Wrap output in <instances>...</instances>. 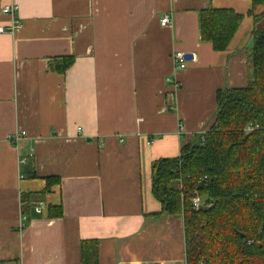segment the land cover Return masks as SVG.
I'll use <instances>...</instances> for the list:
<instances>
[{
  "label": "crops",
  "instance_id": "crops-1",
  "mask_svg": "<svg viewBox=\"0 0 264 264\" xmlns=\"http://www.w3.org/2000/svg\"><path fill=\"white\" fill-rule=\"evenodd\" d=\"M208 7L243 16L224 51L200 41ZM250 9L251 0H0V27L19 24L0 33V264H80L84 240L97 241V264H185L182 215H160L151 165L197 142L217 91L247 86ZM175 52L192 55L182 72ZM63 58L73 63L60 74L52 67ZM17 130L26 136L13 145ZM48 178L59 183L42 194ZM48 206L62 216L49 218Z\"/></svg>",
  "mask_w": 264,
  "mask_h": 264
},
{
  "label": "trees",
  "instance_id": "trees-1",
  "mask_svg": "<svg viewBox=\"0 0 264 264\" xmlns=\"http://www.w3.org/2000/svg\"><path fill=\"white\" fill-rule=\"evenodd\" d=\"M264 0H251L252 50L249 82L244 88L216 92L214 119L203 142L185 144L175 158L151 165V193L160 215H182L185 264H264V131L249 134L250 123L264 126ZM243 16L231 9L208 7L199 12V37L214 51H224ZM73 63L53 66L63 74ZM46 179V188L58 184ZM202 206L194 210L192 193ZM60 206H48L49 218H60ZM80 264H97L96 240L80 242Z\"/></svg>",
  "mask_w": 264,
  "mask_h": 264
},
{
  "label": "built area",
  "instance_id": "built-area-1",
  "mask_svg": "<svg viewBox=\"0 0 264 264\" xmlns=\"http://www.w3.org/2000/svg\"><path fill=\"white\" fill-rule=\"evenodd\" d=\"M17 6L16 5H9V6H4L2 9V14L8 15V16H13L15 12L17 11ZM160 23L162 26H170L171 25V17L169 15H163L160 19ZM17 27H19V24L17 22L12 23L9 28L5 27H0V33H6L9 32L11 33L14 31ZM172 62L174 66V70L176 72H182L186 69L187 67V60L185 59V54L181 52H175L172 55ZM166 83L170 84L172 90H177L179 88V84L174 81L171 77H167L165 79ZM260 129H263L264 131V126L261 128V126L258 123H250L244 128V133L249 134L254 131H258ZM182 130V127H180V131ZM207 129H200L197 132V137H199V140L203 142L204 134L206 133ZM26 136V132L23 130H17L11 135L8 136V141L13 144L17 145L18 142H20L24 137ZM191 206L194 210H198L202 206V200L198 196L197 192L194 191L192 193L191 197ZM45 204L40 202L35 206L34 211L36 213H41L45 210ZM26 218L22 217L21 221H25Z\"/></svg>",
  "mask_w": 264,
  "mask_h": 264
},
{
  "label": "water",
  "instance_id": "water-1",
  "mask_svg": "<svg viewBox=\"0 0 264 264\" xmlns=\"http://www.w3.org/2000/svg\"><path fill=\"white\" fill-rule=\"evenodd\" d=\"M185 59L187 60V61H190V60H192V55H190V54H185Z\"/></svg>",
  "mask_w": 264,
  "mask_h": 264
}]
</instances>
